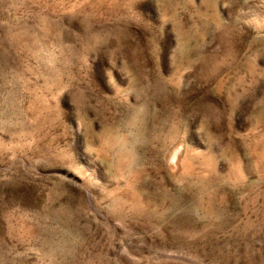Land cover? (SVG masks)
<instances>
[{
    "label": "rangeland",
    "instance_id": "obj_1",
    "mask_svg": "<svg viewBox=\"0 0 264 264\" xmlns=\"http://www.w3.org/2000/svg\"><path fill=\"white\" fill-rule=\"evenodd\" d=\"M0 264H264V0H0Z\"/></svg>",
    "mask_w": 264,
    "mask_h": 264
},
{
    "label": "bare ground",
    "instance_id": "obj_2",
    "mask_svg": "<svg viewBox=\"0 0 264 264\" xmlns=\"http://www.w3.org/2000/svg\"><path fill=\"white\" fill-rule=\"evenodd\" d=\"M82 181H83L84 183H86L87 180L85 181V179H83Z\"/></svg>",
    "mask_w": 264,
    "mask_h": 264
}]
</instances>
